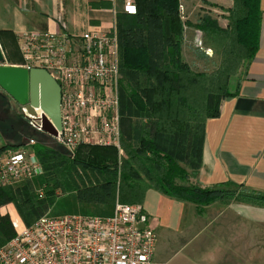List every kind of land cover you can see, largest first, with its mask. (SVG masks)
I'll use <instances>...</instances> for the list:
<instances>
[{"label":"trees","instance_id":"1","mask_svg":"<svg viewBox=\"0 0 264 264\" xmlns=\"http://www.w3.org/2000/svg\"><path fill=\"white\" fill-rule=\"evenodd\" d=\"M134 1L135 14H117L119 66L120 71L139 72L144 76L145 82L138 83L137 89L156 117V125L148 126L135 137L121 135L120 150L113 145L81 144L71 155L63 147L64 151L44 143L49 137L55 138L31 127L28 119H24L26 123L21 118L14 121L10 117V110L15 113V106L10 102L12 98L0 89V135L4 139L0 152L22 146L25 138H46L41 142L36 137L32 146L43 167L38 180L44 186L45 196L38 198L36 192H25L20 207L15 193L19 194V187L31 181L0 187V208L14 203L25 220L26 212L44 204L53 205L55 189L66 190L69 177L75 175L82 180L80 174L87 171L98 174L101 180L91 185H71L72 191L65 192L70 197L69 202L63 208L59 203L58 213L107 216L116 202L142 203L149 189L179 201L195 203L199 208L214 202L228 204L232 201L264 206V193L246 187L235 192L206 186L196 179L189 185L175 182L176 178L186 175L180 162L188 163L194 171L200 168L206 121L218 117L223 98L236 94L237 89L235 86L231 89L230 85L232 77L256 55L260 0H233L227 10L226 27L210 16L200 18L195 25L182 20L180 0ZM184 26L202 31L208 42H215V47L222 50L225 60L217 70L197 72L181 62ZM16 38L10 31L0 30V46L6 59L16 60L17 57L20 61ZM15 104L24 118L20 106ZM120 121L124 125L122 115ZM191 122H194L193 127ZM27 127L32 128L34 136L30 137ZM15 234L10 215L0 213V246Z\"/></svg>","mask_w":264,"mask_h":264},{"label":"built area","instance_id":"2","mask_svg":"<svg viewBox=\"0 0 264 264\" xmlns=\"http://www.w3.org/2000/svg\"><path fill=\"white\" fill-rule=\"evenodd\" d=\"M114 1V0H109ZM124 13L135 14L134 0ZM108 28L79 34L26 31L16 38L18 66L43 68L61 88V130L53 137L69 154L81 144L113 145L120 150V66L117 14ZM202 46V41L195 38ZM208 55L210 48H204ZM41 130L42 111L20 107ZM33 139L0 152V187L16 186L43 174ZM43 197V187L35 190ZM140 203L114 204L110 215L43 214L30 225L14 224L16 234L0 246V264H153L156 233Z\"/></svg>","mask_w":264,"mask_h":264},{"label":"crops","instance_id":"3","mask_svg":"<svg viewBox=\"0 0 264 264\" xmlns=\"http://www.w3.org/2000/svg\"><path fill=\"white\" fill-rule=\"evenodd\" d=\"M207 1L232 6V0ZM123 5L124 0H0V30L16 37L26 31L79 34L110 27L112 10L124 13ZM260 11L256 55L236 75V94L223 98L218 117L205 124L195 175L206 186L264 193V0ZM193 40L192 34L188 44ZM140 204L158 238L153 264H264V206L232 201L199 208L154 189Z\"/></svg>","mask_w":264,"mask_h":264},{"label":"rangeland","instance_id":"4","mask_svg":"<svg viewBox=\"0 0 264 264\" xmlns=\"http://www.w3.org/2000/svg\"><path fill=\"white\" fill-rule=\"evenodd\" d=\"M184 1H185L184 3L180 4L181 6L179 8L182 20L189 21L195 25L199 21L200 18L204 16H210L212 18H215L220 26L222 27L227 26L228 8H225L224 6L223 7L217 6L216 4L212 5L207 0H184ZM232 3H233V0H232ZM192 34H193V38L194 37L199 38L202 41L201 47L198 46L197 43H194V45L193 43L188 44L189 42L188 39L191 38ZM205 44L212 48V49L210 48L212 50V53L210 55L204 52V48H209V47H206ZM215 46H216L215 42L211 43L207 41V39L203 36L202 31L194 27L184 26L183 43L181 45V59L180 60L181 62H185L188 65V68L190 70L197 71V72H203V73L213 72L217 70L220 67V65L223 63V61L225 60V55L222 52V50ZM3 53H4V58H5V60L2 62L3 64L14 65V64H17L18 62L20 63V61H17V57H16V60L12 58H11L12 60L6 59L5 52ZM166 64H168V62H166ZM167 68H170V66L167 65ZM120 74H121L120 108H121V115L123 116L125 120L124 125H122V123L120 124V135H128L131 137H135L141 134L145 130V128H147L148 126H151L152 124L156 125L157 119L155 116L151 114V112L149 111V109L147 108L144 102L143 97L141 96V93L137 89L138 83L143 84L145 82L144 76L140 74L139 72L128 73L127 71H123V70L120 71ZM236 81H237V76L235 75L234 77H232V81L230 84L231 89H233V87L235 86ZM134 89L136 90V93L133 92ZM10 102L16 108V109L14 108L15 113L10 110V114H11L10 117L14 119V121L19 120L21 118L22 122L26 123L25 120L27 118L25 116L23 118V116L20 115L19 108L15 104L16 102L13 99H10ZM190 125L191 127H193L194 122H191ZM26 129L30 132V137L34 136L32 134L33 132L32 128L27 127ZM36 137H34V139H36ZM37 138L41 139V142H43L44 139H46L40 136H38ZM29 139H32V138H25V140H29ZM44 143L54 148H58L62 151L65 150V148L63 150L62 146L56 140L51 139L50 137L48 138V140H45ZM3 144H4V139L0 135V146ZM180 166H182L186 175L183 178H176L175 182L177 184H182V185H189L191 182H194L196 179V175H195L196 171H194V167H190L188 163L186 162H180ZM78 172H80V170H78ZM80 176L82 180L78 179V177L75 175L72 177H69L67 179V186H65L66 190H64L62 187L55 189L53 193V196H55L54 197L55 203L53 205L44 204V206L38 207L37 209L33 211L26 212L25 220L19 214L17 207L14 203L3 205L0 208V213L2 214L8 213L9 215L11 214L10 218L12 217L11 218L12 222H14V224L18 225L19 227L21 226V224L26 225V224L31 223L39 216L46 214V213L60 215L61 213H58L59 211L58 204L60 203L59 205L60 208H63L64 206L67 205L66 203L69 202L70 197L66 196L67 194L65 192L72 191L70 189L71 185H74V184L76 186H83V184L91 185V184L98 183V181L101 180L98 174L90 173L89 171L81 173ZM36 179L38 180L39 178H35L29 184L20 186L18 189L19 194L15 193L16 202L20 205V207L23 206L22 197L25 194V192L35 193V190L40 187H43V190H44V186L42 182L40 180L36 182ZM234 191L237 192L238 190H234ZM43 196H45V193L43 194ZM144 201H146V195L142 203H144ZM150 201L154 203L152 199H148L147 203ZM156 244H157V241H156Z\"/></svg>","mask_w":264,"mask_h":264},{"label":"water","instance_id":"5","mask_svg":"<svg viewBox=\"0 0 264 264\" xmlns=\"http://www.w3.org/2000/svg\"><path fill=\"white\" fill-rule=\"evenodd\" d=\"M3 60L0 46V88L29 114L35 115V109H40L41 130L56 137L62 128L58 82L43 68L7 65Z\"/></svg>","mask_w":264,"mask_h":264}]
</instances>
